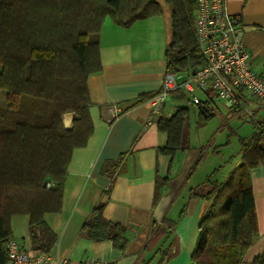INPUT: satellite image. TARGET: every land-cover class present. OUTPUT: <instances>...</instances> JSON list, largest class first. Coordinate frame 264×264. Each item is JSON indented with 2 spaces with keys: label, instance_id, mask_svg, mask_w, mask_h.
I'll return each instance as SVG.
<instances>
[{
  "label": "trees",
  "instance_id": "trees-1",
  "mask_svg": "<svg viewBox=\"0 0 264 264\" xmlns=\"http://www.w3.org/2000/svg\"><path fill=\"white\" fill-rule=\"evenodd\" d=\"M166 1L173 28L167 74L192 73L204 63L194 30L196 2ZM160 12L155 0H0V92L7 97V107L0 109V264L7 261L13 216H29L35 249L50 254L57 243L44 216L61 210L72 152L85 146L93 133L88 78L101 71V61L99 45L90 42L89 35L99 32L107 17L131 26ZM59 95L70 102L55 108L49 121L22 110L25 98L31 104H55ZM67 108H73L81 121L71 130L62 124L61 113ZM205 113L200 112L196 121L199 128L210 119ZM190 117L187 106L158 117V127L167 135L161 153L173 158L186 148ZM240 145V164L226 179L215 178L218 167L191 193L209 201L199 221L191 264H264V253L245 261L259 232L250 172L264 163V120L250 137L240 138ZM205 186H210L207 193ZM83 230L91 240H110L117 249L127 245L124 227L106 220L103 204Z\"/></svg>",
  "mask_w": 264,
  "mask_h": 264
},
{
  "label": "crops",
  "instance_id": "crops-1",
  "mask_svg": "<svg viewBox=\"0 0 264 264\" xmlns=\"http://www.w3.org/2000/svg\"><path fill=\"white\" fill-rule=\"evenodd\" d=\"M155 1L161 5L159 14L131 26L107 17L101 30L89 35V41L99 45L101 61V71L88 78L93 133L85 146L72 152L61 210L44 216L58 237L50 251L53 257L76 262L97 258L102 264H191L200 236L199 221L209 206L207 199L191 193L210 173L202 181L194 179L206 150L191 145L190 140L173 158L159 150L167 135L160 131L159 116L152 115L147 100L161 90L167 74L166 53L173 28L170 5L166 0ZM227 7L240 16L254 69L263 72L264 0H227ZM203 93L199 95L202 103H193L198 110H193L199 117L200 106H206V117L211 119L218 98L212 92ZM180 96L174 93L176 108L181 107ZM114 103L122 111L110 122L108 108ZM171 104L167 99L163 115L177 110ZM226 174L221 168L215 178L226 179ZM250 183L259 232L245 255L247 262L264 253V163L250 172ZM100 204L106 220L124 227L125 249L115 248L110 240H91L84 232ZM11 227L12 237L25 250L35 248L28 215L13 216ZM165 252L167 258L162 261Z\"/></svg>",
  "mask_w": 264,
  "mask_h": 264
},
{
  "label": "built area",
  "instance_id": "built-area-1",
  "mask_svg": "<svg viewBox=\"0 0 264 264\" xmlns=\"http://www.w3.org/2000/svg\"><path fill=\"white\" fill-rule=\"evenodd\" d=\"M194 30L204 63L194 73L173 72L165 75L161 90L147 103L152 115L162 116L170 94L185 91L194 104L202 99L196 89L212 92L216 97L243 112L250 105L256 109L258 101H264V71L256 72L253 57L243 41L239 15H233L227 0H195ZM118 104L108 108L109 121L121 114ZM250 115V111H247ZM50 183L47 185L49 186ZM6 264H102L101 259L90 258L73 261L65 257H53L40 250H25L18 239L11 237L6 244Z\"/></svg>",
  "mask_w": 264,
  "mask_h": 264
},
{
  "label": "rangeland",
  "instance_id": "rangeland-1",
  "mask_svg": "<svg viewBox=\"0 0 264 264\" xmlns=\"http://www.w3.org/2000/svg\"><path fill=\"white\" fill-rule=\"evenodd\" d=\"M175 93H177V95H181L180 102L178 104L180 106H189L191 109L190 126L187 130L189 136L185 140L186 145L189 144L190 140L191 145L195 146V144H197L203 146L206 150V155L196 170V177L194 179H200L199 181H202L207 174H211L218 167H221L223 172H226V175H228L229 172L235 168V166L240 164V138L250 137L257 130L258 123L264 120V101H258L257 104L259 106H256V109H253L254 106L250 105L245 111L240 113L223 101L215 99L213 105L215 116L208 120L206 125L199 128L196 125L198 112L193 110V108L198 110V107L194 106L192 100L190 99V95L185 91ZM195 94L201 96L204 95V93L199 89H196ZM173 96L174 93L170 94L168 97V102H172L171 106L175 104ZM30 101L31 100L29 98H25L23 100V103L21 104L22 110L31 117L34 115L44 121L49 119L55 108L64 106L70 102L60 95L55 104L43 101L31 104ZM6 107L7 97L5 96V91H1L0 109ZM173 107L175 111L177 108L176 106ZM247 111H250L254 116L247 113ZM61 117L63 128L65 130H71L73 127L78 126L81 122L78 120V115L73 108L63 110ZM190 137L191 139H189ZM27 176L29 175L27 174ZM217 177L221 180L225 179L220 178L219 176ZM203 189V192L207 193L210 186H205ZM23 191L29 192L28 190ZM12 192L13 191H11V193Z\"/></svg>",
  "mask_w": 264,
  "mask_h": 264
},
{
  "label": "water",
  "instance_id": "water-1",
  "mask_svg": "<svg viewBox=\"0 0 264 264\" xmlns=\"http://www.w3.org/2000/svg\"><path fill=\"white\" fill-rule=\"evenodd\" d=\"M193 73H194V71H193ZM204 108H205V107L201 108V110H202V112H204V113H205V110H204ZM205 114H206V113H205Z\"/></svg>",
  "mask_w": 264,
  "mask_h": 264
}]
</instances>
